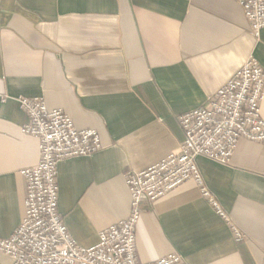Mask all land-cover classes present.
Returning a JSON list of instances; mask_svg holds the SVG:
<instances>
[{
  "label": "crops",
  "instance_id": "1",
  "mask_svg": "<svg viewBox=\"0 0 264 264\" xmlns=\"http://www.w3.org/2000/svg\"><path fill=\"white\" fill-rule=\"evenodd\" d=\"M250 57L264 69V29L252 32L234 0H0V235L20 225L21 172L40 162L15 99L43 98L100 135L101 151L58 166L59 214L89 248L129 217L126 175L178 149L180 116L204 106ZM197 164L246 240H234L189 181L144 204L138 260L178 253L188 264H264V144L241 140L229 164Z\"/></svg>",
  "mask_w": 264,
  "mask_h": 264
},
{
  "label": "built area",
  "instance_id": "2",
  "mask_svg": "<svg viewBox=\"0 0 264 264\" xmlns=\"http://www.w3.org/2000/svg\"><path fill=\"white\" fill-rule=\"evenodd\" d=\"M191 1V0H184ZM255 34L264 29V0H234ZM264 69L250 57L204 106L180 116L184 140L167 157L126 175L131 213L101 231L96 245L86 248L71 236L59 214L58 166L62 161L89 157L102 150L100 135L78 129L61 109H50L43 98L18 97L27 117L24 135L40 143V162L21 172L25 179L24 216L10 237L0 235V255L10 264H188L178 253L153 262L137 257L136 227L145 203H153L192 181L202 197L231 229L234 240L246 235L208 189L197 159L229 164L238 143L264 144Z\"/></svg>",
  "mask_w": 264,
  "mask_h": 264
},
{
  "label": "rangeland",
  "instance_id": "3",
  "mask_svg": "<svg viewBox=\"0 0 264 264\" xmlns=\"http://www.w3.org/2000/svg\"><path fill=\"white\" fill-rule=\"evenodd\" d=\"M1 263V262H0Z\"/></svg>",
  "mask_w": 264,
  "mask_h": 264
}]
</instances>
